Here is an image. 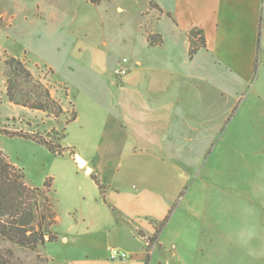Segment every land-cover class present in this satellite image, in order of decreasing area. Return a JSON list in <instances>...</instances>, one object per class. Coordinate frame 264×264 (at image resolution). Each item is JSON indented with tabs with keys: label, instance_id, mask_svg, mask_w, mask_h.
I'll use <instances>...</instances> for the list:
<instances>
[{
	"label": "crops",
	"instance_id": "1",
	"mask_svg": "<svg viewBox=\"0 0 264 264\" xmlns=\"http://www.w3.org/2000/svg\"><path fill=\"white\" fill-rule=\"evenodd\" d=\"M134 3L139 34L134 38L137 50L132 61L128 60L127 75L114 78L113 71L119 61L112 68L109 66V71H106L105 61L100 64L102 68H98L103 77L106 73L109 75L106 78L113 91L109 112L94 98L72 95L69 85L54 81L65 89L63 99L61 96L59 99L55 90H50L54 100H68L73 112L79 101L92 111L89 120L98 121L96 126L87 121L82 132L81 148L85 157L74 150L72 155L67 153L74 167L80 169L75 168V178L71 170L63 174L65 191L72 189L86 198H83L84 205L75 209L78 221H73L68 232L78 230L80 224L83 234L91 240L73 247V252L59 261L55 255H44L50 264H203L199 261L204 258V255L199 257L202 250L199 251V247L208 241L204 235L209 224L205 222L218 220L219 226H229L228 219L235 215V206L232 202L229 204L227 197L211 199L206 196L204 215L206 213L208 218L198 223L200 212L186 205L185 197L180 194V181L163 174L173 166L178 169L179 159L170 156L185 154L188 147L219 136L217 120L221 111L217 108L223 104L213 98H198L193 103L186 101L187 89L197 87L193 80L205 76L212 87L213 77L228 75L232 81L239 80L249 86L255 97L262 98L259 100L264 107V0H134ZM142 16L147 19L142 21ZM162 21L167 23L165 31L173 43L167 46L169 51L164 50L165 36L162 37L163 32L157 29ZM193 29L202 32L205 49L189 59L188 34ZM148 35H159L161 44L149 45ZM180 45L182 48L178 49ZM51 73L53 79L52 69ZM75 116L73 122L80 118V113L75 112ZM75 155L83 161L88 172L77 166ZM128 159L129 162L123 163ZM155 159L156 165L151 162ZM91 174L103 186L102 195L90 178ZM81 188L85 190L82 192ZM209 199L213 200L210 205ZM255 200V207L250 205V200H243L249 204L248 211L263 209L260 203L264 201ZM55 215L57 227L60 217L56 211ZM166 217L165 226L146 256L144 239L153 237L157 224ZM255 226L264 228V217ZM214 234H219L217 229ZM210 235L206 255L211 253L216 240L213 232ZM56 243L57 237L47 244ZM67 243L68 238L63 237L61 245ZM246 244L252 247V243ZM113 248L126 252L130 259L111 260L109 251Z\"/></svg>",
	"mask_w": 264,
	"mask_h": 264
},
{
	"label": "rangeland",
	"instance_id": "2",
	"mask_svg": "<svg viewBox=\"0 0 264 264\" xmlns=\"http://www.w3.org/2000/svg\"><path fill=\"white\" fill-rule=\"evenodd\" d=\"M118 8L121 11H117ZM137 15L134 0H0V151L22 172L29 187L43 189L45 183L50 182L48 197L60 217V223L54 229L56 245L45 244L43 252L41 250L39 253L15 249L14 262L50 264L44 255H55L59 261L72 253L73 247L91 240L83 234L80 224L78 230L68 232V227L79 217L75 209L84 205L85 197L72 189L65 191L63 174L71 170L75 178V168L80 169L74 167L75 163L67 153L74 150L85 157L81 148L82 132L89 123L96 126L98 121L89 120L92 111L79 101L75 106L72 99L74 110L80 113V118L67 124L73 108L68 100H55L65 109L59 115L10 104L5 96L4 62L9 57L22 59L33 79L49 91L59 93V99L60 96L65 98L66 92L55 82L69 85L72 95L96 99L98 105L109 112L113 99L112 87L106 78L109 75L106 73L103 77V72L100 73L98 68H102L100 64L103 61L106 63V71L123 58L132 61L137 50L134 49V38L139 34L135 24ZM146 19V16H142L141 20ZM166 24L162 21L157 29L161 34L163 32L162 37L165 36L164 50L169 51L167 46L173 43L165 31ZM143 32L149 33L148 30ZM177 48L182 47L180 45ZM51 69L54 72L53 79ZM200 78L193 80L196 89H187L186 101L193 103L198 98H213L220 105L223 104L217 108L221 111L217 120V125H220L219 136L214 140H203L193 148L188 147L185 154L182 152L170 156L179 159L178 169L174 166L169 171L165 169L163 175L171 176L178 183L180 181V194L185 197L186 205L200 212L198 223L208 218L206 213L204 215L206 196L211 199L216 196L227 197L229 204L232 202L235 206V215L228 219L229 226H219L218 220L215 222L208 219L205 222L209 224L205 227L204 235L208 241L203 243L202 248L199 247V251L202 249L199 257L204 255L203 260L199 259L200 262L264 264V228L258 229L255 226L264 217V207L250 212L247 209L249 204L243 202L250 200V205L254 206L255 199L264 201L262 98L255 97L249 86L239 80L232 81L228 75L218 74L213 77L212 87L205 76ZM23 133H28L34 140L56 142L62 149V155L53 154L29 138L3 135ZM127 162L129 159L123 161ZM151 162L155 165L158 163L156 159ZM158 170L161 171V168ZM81 189L82 192L85 190ZM260 205L264 206V203ZM223 211L226 213V208ZM216 229L219 233L217 235L214 234ZM248 230L255 233H249ZM193 231L198 235L195 228ZM211 232L216 240L213 250L206 255ZM63 237L68 238L67 245H61ZM246 243H252V247Z\"/></svg>",
	"mask_w": 264,
	"mask_h": 264
},
{
	"label": "trees",
	"instance_id": "3",
	"mask_svg": "<svg viewBox=\"0 0 264 264\" xmlns=\"http://www.w3.org/2000/svg\"><path fill=\"white\" fill-rule=\"evenodd\" d=\"M147 40L149 45L161 44L159 35H148ZM188 40V57L191 59L199 50L205 49V42L202 32L197 29L189 32ZM4 72L5 96L10 104L52 115H59L63 111L61 105L51 97L48 88L33 79L22 60L14 57L7 58L4 62ZM75 117L72 111L71 117L65 124L74 121ZM3 135L34 140L28 133ZM34 141L45 146L53 154L62 155V149L56 142L42 139ZM69 153L72 155L73 151ZM90 178L96 184L99 194L102 195L103 186L92 174ZM49 189L50 182H46L43 189L29 187L22 172L13 166L0 151V264H19L17 260L13 261L15 249L39 253L45 244L56 240L54 229L57 222L55 209L48 197ZM111 210L118 215L113 208ZM167 219L166 217L157 224L155 235L149 238L150 243L155 241ZM150 250L151 246H148L146 256Z\"/></svg>",
	"mask_w": 264,
	"mask_h": 264
},
{
	"label": "built area",
	"instance_id": "4",
	"mask_svg": "<svg viewBox=\"0 0 264 264\" xmlns=\"http://www.w3.org/2000/svg\"><path fill=\"white\" fill-rule=\"evenodd\" d=\"M128 69H129L128 68V60L125 59V58H123L117 64V67L113 71L114 78H122V77L126 76L127 73H128V71H129ZM144 242H145L146 248L148 246H151V250H152V248L154 247L155 241L150 243L149 242V238H145L144 239ZM109 257L113 261H121V262L130 259V256L126 252L121 251V250H118V249H115V248L110 249V251H109Z\"/></svg>",
	"mask_w": 264,
	"mask_h": 264
},
{
	"label": "water",
	"instance_id": "5",
	"mask_svg": "<svg viewBox=\"0 0 264 264\" xmlns=\"http://www.w3.org/2000/svg\"><path fill=\"white\" fill-rule=\"evenodd\" d=\"M79 159L80 158L77 155L74 156V161L76 162L77 166L80 168H84L85 172H88V168H86L83 161L81 159L80 160Z\"/></svg>",
	"mask_w": 264,
	"mask_h": 264
},
{
	"label": "bare ground",
	"instance_id": "6",
	"mask_svg": "<svg viewBox=\"0 0 264 264\" xmlns=\"http://www.w3.org/2000/svg\"><path fill=\"white\" fill-rule=\"evenodd\" d=\"M80 160V159H79Z\"/></svg>",
	"mask_w": 264,
	"mask_h": 264
}]
</instances>
